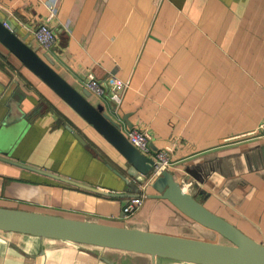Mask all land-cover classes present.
<instances>
[{
    "label": "crops",
    "instance_id": "1",
    "mask_svg": "<svg viewBox=\"0 0 264 264\" xmlns=\"http://www.w3.org/2000/svg\"><path fill=\"white\" fill-rule=\"evenodd\" d=\"M4 19L78 91L89 74L122 90L118 106L94 94L88 100L124 134L147 130L153 150L172 145L168 171L184 190L264 244V138L252 133L264 122V0H0ZM41 23L55 35L48 51L33 36ZM0 152L105 191L125 192L121 177L131 179L116 148L29 69L12 65L1 44ZM145 192L140 209L123 218L127 198L0 165L2 207L202 240L218 235L149 197L157 194L151 183ZM105 260L152 264L146 254L0 231V264ZM155 264L194 263L156 257Z\"/></svg>",
    "mask_w": 264,
    "mask_h": 264
},
{
    "label": "water",
    "instance_id": "2",
    "mask_svg": "<svg viewBox=\"0 0 264 264\" xmlns=\"http://www.w3.org/2000/svg\"><path fill=\"white\" fill-rule=\"evenodd\" d=\"M0 44L8 50L12 65L16 64L18 69L21 66L29 69L116 148L125 159L127 174L131 179L121 177L128 188L125 192L117 193L23 164L10 158L6 152H0V165L35 171L106 197L130 198L138 195L136 184L145 181L153 160L141 154L129 142L119 124L88 100L91 92L87 89L78 91L67 82L52 68L51 58L48 55L44 58L39 56L24 39L15 34V28L7 19L0 20ZM6 71L8 79H11L13 72L9 68ZM261 157L264 160V146L261 148ZM151 186L157 194L149 197L167 200L183 215L222 236L229 243L2 206L0 231L146 254L152 258V264H155L156 257L194 264H264V244L255 241L235 225L207 209L184 190L170 171H162L151 182ZM107 262L113 264L111 261Z\"/></svg>",
    "mask_w": 264,
    "mask_h": 264
},
{
    "label": "built area",
    "instance_id": "3",
    "mask_svg": "<svg viewBox=\"0 0 264 264\" xmlns=\"http://www.w3.org/2000/svg\"><path fill=\"white\" fill-rule=\"evenodd\" d=\"M53 5L50 10L53 9ZM35 41L46 51H48L55 42V35L52 29H50L45 23L39 24L33 31ZM127 87V83L124 84ZM85 88L94 94L95 96L102 98L107 97L115 105H120L122 100V90L111 89L107 86L106 82L102 83L93 74H89L85 79ZM252 133H257L264 138V122L260 124ZM129 142L136 147L139 152L153 160L149 173L147 174L145 181L139 183V193L134 197L127 198L122 207V217L126 218L135 213L143 204L146 198V186L150 184L160 173L164 170H168L171 165V152L173 146L168 145L162 149L151 148L152 136L147 130H141L133 128L127 131L125 134Z\"/></svg>",
    "mask_w": 264,
    "mask_h": 264
},
{
    "label": "rangeland",
    "instance_id": "4",
    "mask_svg": "<svg viewBox=\"0 0 264 264\" xmlns=\"http://www.w3.org/2000/svg\"><path fill=\"white\" fill-rule=\"evenodd\" d=\"M250 234H252V233H250ZM252 236H253V239H258L257 237H256V235H254V234H252ZM200 237H203V238H205V239H207V237H205V236H202V235H200ZM197 239V238H196ZM209 239V238H208ZM211 239V238H210ZM213 240V242H218V243H229L225 238H223L222 236H220V235H217L216 236V238L215 239H212ZM210 241V240H209Z\"/></svg>",
    "mask_w": 264,
    "mask_h": 264
}]
</instances>
